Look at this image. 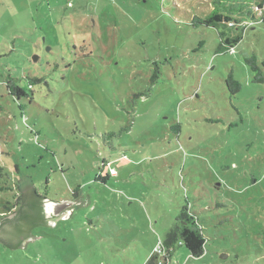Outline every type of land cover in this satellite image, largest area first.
I'll use <instances>...</instances> for the list:
<instances>
[{
  "label": "rangeland",
  "instance_id": "374dc122",
  "mask_svg": "<svg viewBox=\"0 0 264 264\" xmlns=\"http://www.w3.org/2000/svg\"><path fill=\"white\" fill-rule=\"evenodd\" d=\"M214 1L0 0V197L93 196L0 264H147L185 208L205 254L167 264H264V23L220 53Z\"/></svg>",
  "mask_w": 264,
  "mask_h": 264
},
{
  "label": "trees",
  "instance_id": "16d2710c",
  "mask_svg": "<svg viewBox=\"0 0 264 264\" xmlns=\"http://www.w3.org/2000/svg\"><path fill=\"white\" fill-rule=\"evenodd\" d=\"M221 1L224 0H215L213 11L203 19H197V22L199 26H205L207 28H214L217 30L223 28L225 31H227V34H220L222 42L218 48V52L224 53L233 50L234 47H236V45L242 40L241 35L230 36L231 31H240L241 33H244L245 27L240 23L246 22L247 24L249 19L251 23L254 22V25L258 23H264V20L261 19L264 13V0H257L255 2H253V0H243L242 3L235 2L236 6L231 7H222ZM246 3H249L248 7L246 6ZM242 4L243 6L240 7ZM251 62L256 63L254 59ZM254 69L257 70L256 64ZM257 80L263 81V78H257ZM229 85L233 86L235 91H238L240 89V84L233 81L232 78L229 80ZM7 89L10 92V95L15 98L27 96L24 88L18 87L14 83H8ZM4 176L5 170L3 168H0V194L3 195V193H7V191L10 192V190L19 189V185L17 184L16 188H13L8 184V182H4ZM25 196L26 194H24L23 197H18V202L22 201ZM3 198L4 197H0V203L2 204V207L9 212V214L0 212V220L2 222L1 229L4 228V226H6L7 224H11L20 220L22 209L25 207V205H23L19 208L13 209L12 203L9 201V199H6L4 201ZM38 198L41 197L35 195V199L32 198L33 200L30 202L31 204L29 207L35 209L39 214V218L43 221L45 220V216L43 213L44 209L38 202ZM12 214L15 215L14 219L9 218ZM178 222L179 223H176V225L167 233L165 240L163 242H160L167 250V258L170 259L174 255L178 243H182L181 246H184L191 256L196 258L202 257L205 254L207 240L204 236L202 226H200L197 221V217L189 212L187 208H185L179 216ZM26 232H28L27 229H25L24 227H20L17 233L19 237L18 239H20L24 233L25 236L27 234ZM18 245H20V243H18ZM157 256L158 255L154 251V255L150 258L147 264H156Z\"/></svg>",
  "mask_w": 264,
  "mask_h": 264
},
{
  "label": "water",
  "instance_id": "95a60500",
  "mask_svg": "<svg viewBox=\"0 0 264 264\" xmlns=\"http://www.w3.org/2000/svg\"><path fill=\"white\" fill-rule=\"evenodd\" d=\"M22 189L26 196L23 204L25 207L22 209L20 220L11 224H7L2 229L0 227V244L6 245L11 250L24 251L27 244H33L41 241L32 237V232L34 230L55 229L61 222L69 221L80 210L88 208L91 205L93 199L92 193L89 190L80 189L67 200L61 203H54L37 192L33 183V179L30 177H23ZM35 195L41 197L37 200H39L38 202L44 209L43 213L45 220L43 221L39 218L38 212L35 209L29 207L31 204L30 202L35 199ZM14 218L15 215L10 219ZM20 227L27 229L28 232L26 233L28 235L26 234L24 236V233L23 236L18 239L19 237L17 233ZM18 243H20V245H18Z\"/></svg>",
  "mask_w": 264,
  "mask_h": 264
},
{
  "label": "built area",
  "instance_id": "2783aa9c",
  "mask_svg": "<svg viewBox=\"0 0 264 264\" xmlns=\"http://www.w3.org/2000/svg\"><path fill=\"white\" fill-rule=\"evenodd\" d=\"M155 253L158 255L156 264H167V261H169V259L167 258V250L162 245V243H160L156 248Z\"/></svg>",
  "mask_w": 264,
  "mask_h": 264
}]
</instances>
